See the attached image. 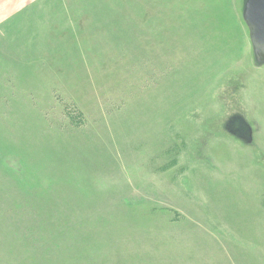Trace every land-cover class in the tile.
Listing matches in <instances>:
<instances>
[{
	"label": "rangeland",
	"instance_id": "obj_1",
	"mask_svg": "<svg viewBox=\"0 0 264 264\" xmlns=\"http://www.w3.org/2000/svg\"><path fill=\"white\" fill-rule=\"evenodd\" d=\"M246 1L0 0V264H264Z\"/></svg>",
	"mask_w": 264,
	"mask_h": 264
},
{
	"label": "water",
	"instance_id": "obj_2",
	"mask_svg": "<svg viewBox=\"0 0 264 264\" xmlns=\"http://www.w3.org/2000/svg\"><path fill=\"white\" fill-rule=\"evenodd\" d=\"M243 19L250 30L257 63L264 64V0H247Z\"/></svg>",
	"mask_w": 264,
	"mask_h": 264
},
{
	"label": "bare ground",
	"instance_id": "obj_3",
	"mask_svg": "<svg viewBox=\"0 0 264 264\" xmlns=\"http://www.w3.org/2000/svg\"><path fill=\"white\" fill-rule=\"evenodd\" d=\"M244 7H245V5H244ZM244 11V10H243ZM244 13V12H243ZM242 17H243V14H242ZM248 34H249V36L251 35V33H250V30H248ZM250 39H251V37H250ZM253 49V48H252ZM253 54H254V51H253ZM261 66H264V64H262ZM260 71H261V69H260Z\"/></svg>",
	"mask_w": 264,
	"mask_h": 264
}]
</instances>
